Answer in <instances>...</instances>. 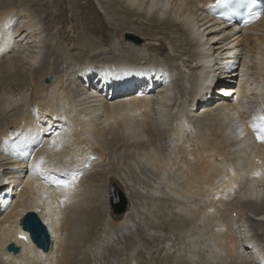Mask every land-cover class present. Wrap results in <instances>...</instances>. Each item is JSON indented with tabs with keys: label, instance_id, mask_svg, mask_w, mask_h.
Here are the masks:
<instances>
[{
	"label": "bare ground",
	"instance_id": "6f19581e",
	"mask_svg": "<svg viewBox=\"0 0 264 264\" xmlns=\"http://www.w3.org/2000/svg\"><path fill=\"white\" fill-rule=\"evenodd\" d=\"M14 1L0 2V264H92L91 221L112 238L150 227L158 213L165 220L173 216L170 230L190 226L188 241L181 243L184 264L200 256L203 264H215L217 257L222 264H264V144L248 130L253 117L264 115V21L239 35L225 29L219 37V21L207 13L211 0H51L54 13L49 0H28L22 7ZM69 13L76 37L56 25L50 30L69 42L59 58L65 67L54 70L44 61L43 46L51 56L64 48L42 37L41 16H55L64 29ZM161 40L179 44L183 65L164 55ZM225 52L231 59H237L234 52L243 56L237 85L229 80L237 71L222 69L225 59L219 56ZM23 61L28 79L20 72ZM187 63L195 74L183 73L188 100L176 110L172 80ZM214 65L226 77H218ZM15 73L21 78L16 84ZM49 74L53 81L44 84ZM129 81L136 85L122 90ZM57 133L59 149L49 144ZM165 134L172 147L162 141ZM22 149L31 152V163L44 157L49 169L75 167L78 179L68 189L43 184L30 170L25 173ZM101 159L111 167L104 176L89 171ZM123 162L131 168L125 179L113 168ZM253 169L261 175L254 177ZM50 176L71 182L63 171ZM111 185L128 202L118 218L109 206ZM28 212L45 225L48 252L21 228ZM247 221L256 235H249ZM21 233L28 239L18 238ZM11 244L17 254L5 251ZM136 247L126 250L123 264H134Z\"/></svg>",
	"mask_w": 264,
	"mask_h": 264
},
{
	"label": "rangeland",
	"instance_id": "374dc122",
	"mask_svg": "<svg viewBox=\"0 0 264 264\" xmlns=\"http://www.w3.org/2000/svg\"><path fill=\"white\" fill-rule=\"evenodd\" d=\"M9 1H14V0H0V2H9ZM16 1H14V2H16L17 6H19V7L20 6L22 7L23 4L25 5V4L29 3L28 0H22V1L21 0H16ZM49 2H50L49 11L54 13L56 9H55L54 5L52 4L51 0H49ZM62 5L63 6L65 5L64 7H68L69 6L68 2H65ZM29 6H31V4H29ZM36 7L37 6H33L31 8L35 9ZM71 16H72V14L69 13V14H67L66 18H64V19H67L66 20L67 24L63 25L64 29L62 28V25H60V24L57 25L56 24V22L58 20L55 18V16L54 17L52 16L51 19L46 20V21H43L42 19H44L43 18L44 16H41L42 19H41L40 23L43 26L41 31L44 30V32H43L44 34H43L42 37H44L46 40L47 39L48 40L53 39V41H59L62 44L63 48H64L61 53H58L59 56H58V54H55V55L51 56V54H50V52H48L47 48L45 46H43V49H42V54L43 55L42 56L44 57V61L46 60V62H47V61L50 60L51 61V67L54 70L57 68V66H60V65H61L60 69L65 67V62H63V63L60 62L61 59H59V58L62 56V53L66 52L69 42H67V41L65 42V41L61 40L59 38L60 36H58V34H56V32H55L56 29L52 30L51 33H50V30L52 29V26L56 25L58 27L59 32L65 31V32L69 33L70 38L76 37L77 33L75 32V34H73L74 25L69 22ZM42 21L43 22H47L48 21V22L44 23V25H43ZM138 21H140V20H138ZM23 22H25V20ZM104 22L106 23V25L108 27V30L106 32L109 33V29L111 28L110 27L111 26L110 25L111 22L107 18L104 19ZM140 22H142V21H140ZM47 24L50 25L49 28H47V26H46ZM143 25L145 26V24L142 22L141 27H143ZM45 28H47L49 30H47V29L45 30ZM163 32L164 33L166 32L165 33L166 35L171 34V31H169L167 29H164ZM49 34H50V36H49ZM52 35H54V36H52ZM48 36H49V38H48ZM172 43H173V41H172ZM159 44H161L162 48L166 47V49L164 51L165 52L164 55L166 54V57H168L171 60H175V62H179V63H177L179 66L183 65L182 62L179 61V57H180L181 53H176L178 51L180 52V49H178L179 44H176L175 48L174 47H169L171 45V44H169V41L165 42V40H161ZM209 48H211V47L209 46ZM157 52H159V51H157ZM181 52H183V51H181ZM226 53L227 52H225V53L221 54V56H219L221 58V60L225 59L224 62H223L222 69L226 68L225 70H228V71L231 70L232 72L233 71H237L236 73L234 72V76H229V80L231 79L236 84L240 80L239 69H237V70L235 69L236 68L235 64L233 66L230 64L231 63L230 62L231 55L230 54H226ZM160 57L159 58L161 60H163V61L166 60L165 56H160ZM236 58L238 59V55H237ZM184 61H187V60H184ZM241 61L239 60L238 62L240 63ZM58 62H60V63H58ZM187 64L189 66V63H187ZM218 64H219V62H218ZM20 65H21L20 66V68H21L20 72H22V70L24 69L23 70L24 74H25L24 76H26L25 79H28L27 76L29 75L28 74L29 73V67H28L27 62L23 61ZM220 65H222V64L220 63ZM231 66L233 68H231ZM216 67H218V66L214 65L215 74L218 77H226V76H223L222 75L223 73L218 71V69ZM192 70L193 69L191 68V66H189V68H182L180 73L178 72V74H176L177 76L175 75V77L172 80V82H173V86L172 87L174 88V94H175L174 98H176V100H179L178 104L180 105V106L176 107L177 108L176 110H179V109L180 110H184L185 106H182V104L185 105V103H186V105H187V101L186 100H188V94L186 92H184L183 87L180 84L182 83V75H183V73H187L188 72V73H191L190 75H194L195 72H193ZM26 71H27V73H26ZM19 76H20V74H17V73L13 74L12 77H11V82L15 83V84L17 82L19 83V81L21 79ZM176 82H177V84H176ZM25 84H27V82H25ZM217 91H219V90L217 89ZM23 95H25V94H23ZM25 98L27 100L28 97H25ZM2 99H3V95L0 92V101ZM184 101H186V102L184 103ZM15 107H16V103L12 104L7 112L11 111ZM8 115H9V113L6 114V118L8 117ZM169 139H170V137L168 136V134H165L164 135V139L162 141L166 144V146L168 145V147H172L174 145V142H172L171 139H170L171 140V142H170ZM160 143L157 142L156 145L157 144H158L157 146L165 145L163 143L162 144H160ZM105 155H107V154H105ZM110 168H111L110 166L107 167V161H104V159H101V161L96 165V167H94L93 169H91L89 171H93L97 175H103L104 176V175H106L105 173L109 172ZM113 168L115 170V173L117 175H119L120 177H122V179L129 178L128 177L129 175L127 173H128V170L131 169V168H129V166L125 162H123L122 164L117 163V164H115V166ZM0 171H2V170H0ZM5 171L6 170H4V172ZM6 172L4 174H6ZM93 172H91V173H93ZM138 174L139 173L135 174V176L138 175ZM149 182H150V183H148L149 185H151L153 183L152 181H149ZM136 187H137V185H136ZM126 198L128 199L127 196H126ZM167 198H169V197H167ZM169 205L172 207L173 211H176V209H175L176 208V204H172V203L169 202ZM174 205H175V207H174ZM101 206L102 205H100L99 207H101ZM161 217H162V215L160 213H158V215L155 214V216H154L155 219L153 218L151 223H149L150 227L146 228L145 226L142 227L140 225L139 229H136L137 230L136 233H134L133 230H130V231L124 232L126 235L117 234V235H115L112 238L106 237V234L104 233L102 225H99V224L96 225V223L91 221L90 227L93 228V230L95 231V235H96V237L94 239V242H92V244H96L95 248L93 250V252L95 253V261L92 262V264H123V259H122L123 257L122 256H124L126 250L130 247V245H137V247H136L137 250H136V255H135L136 259H133L134 264H169L168 261H170V260H168V259L170 257L172 259H176V257H177L176 261L177 260L178 261L177 262H173L174 264H184L185 263L184 261L188 260L187 259L188 257L184 256L185 254L183 255V252H182L181 249H183L182 244L185 243V241H188L187 237H189L188 233H189V227L190 226L183 225L184 227H180L181 230H179L180 228H177V230L173 231V230H170L171 226L173 227V225H176V222H174V224L171 223V222H173L172 220H174L173 216H171V218L168 217L167 220H165V217H163V219ZM249 220H250V218H249ZM167 221L169 222V224H168ZM169 225H170V227H169ZM247 225L249 226L247 228V230L249 231V235H252V234L256 235V232L253 229V227L251 226V223L249 221H247ZM263 225H260L262 230L264 228ZM156 229H157V231H156ZM159 229H161V230H159ZM256 229H258V228H256ZM178 230L182 231L183 233L182 232L179 233ZM178 235H179V237H178ZM172 245H173L174 249L171 248V250L169 251V248ZM249 253H252V250L248 251L246 255H249ZM180 255H181V258H178ZM200 258H201V256H200ZM200 258L198 260V258L196 257L194 259L195 261H194L193 264H195V263L196 264H200V263L203 264L204 261H203V259H200ZM171 262H172V260H171ZM222 263H223L222 259L220 257H217L215 264H222ZM186 264H187V262H186Z\"/></svg>",
	"mask_w": 264,
	"mask_h": 264
},
{
	"label": "snow or ice",
	"instance_id": "6c2138e0",
	"mask_svg": "<svg viewBox=\"0 0 264 264\" xmlns=\"http://www.w3.org/2000/svg\"><path fill=\"white\" fill-rule=\"evenodd\" d=\"M216 2H217V4H221V3H226L227 0H216ZM262 14H264V12H260V11L252 12L250 10V12H249L250 19L245 21V23H250L252 20L258 19ZM250 126L252 127L253 131L256 134V140L258 142L264 143V115H259V116L253 117V121L250 122ZM56 137L57 138L50 141L49 144H50V146L56 145L57 149H59V142H58L59 133L56 134ZM44 165H45L44 157H40L38 160H34L28 166L30 169L29 175L37 176L39 179H41L42 181H44L48 185H51L54 183L57 187H63L65 189H68L69 187H71L72 184H74V182L79 177V173L75 167H73L71 169H69L68 167H64L63 169H61L59 167L53 166L52 169H49V168H46ZM53 170L57 171V172L63 171L66 175L70 176L71 182H69L67 180H56L55 178H52L50 176V172ZM260 175H261V173L259 171L253 172L254 177H258ZM61 203H63V201H61ZM20 239L27 240L28 237L25 236L24 233H21Z\"/></svg>",
	"mask_w": 264,
	"mask_h": 264
},
{
	"label": "water",
	"instance_id": "95a60500",
	"mask_svg": "<svg viewBox=\"0 0 264 264\" xmlns=\"http://www.w3.org/2000/svg\"><path fill=\"white\" fill-rule=\"evenodd\" d=\"M53 80V75L49 74L45 79L44 83L49 84ZM110 200L109 206L113 213L118 218L126 212L128 207V202L124 198L122 192L119 190L118 186L111 185L110 187ZM21 228L27 232L30 236L31 241L36 244V246L43 250V252H48L49 249V236L46 232L44 225L40 222L35 213H27L24 218L20 220ZM7 252H13L14 254L19 252V249L14 247L12 244L7 246Z\"/></svg>",
	"mask_w": 264,
	"mask_h": 264
}]
</instances>
